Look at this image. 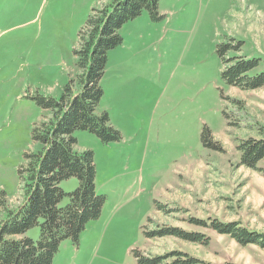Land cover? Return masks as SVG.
Returning <instances> with one entry per match:
<instances>
[{"label":"rangeland","instance_id":"1","mask_svg":"<svg viewBox=\"0 0 264 264\" xmlns=\"http://www.w3.org/2000/svg\"><path fill=\"white\" fill-rule=\"evenodd\" d=\"M110 1L0 0V197L10 207L20 202L17 170L34 148L31 128L48 115L35 98L60 97L77 72L78 31L92 8ZM158 12L152 19L143 10L124 23L121 43L107 52L97 111H107L121 139L102 143L73 132L75 149L94 154L95 192L105 201L78 244L62 240L51 264H137L133 250L264 264V249L191 220L237 221L264 232V158L260 170L248 169L237 150L264 128V87L226 84L218 53L241 41L224 57L260 59L248 75L264 70V0H158ZM204 126L220 151L202 143ZM77 186L76 177L59 182L66 193ZM160 227L202 233L207 243L146 236ZM25 236L37 240L39 227Z\"/></svg>","mask_w":264,"mask_h":264},{"label":"trees","instance_id":"2","mask_svg":"<svg viewBox=\"0 0 264 264\" xmlns=\"http://www.w3.org/2000/svg\"><path fill=\"white\" fill-rule=\"evenodd\" d=\"M143 10H147L152 19L160 17L158 0H111L92 8L78 31V47L74 50L76 74L64 85L59 98L41 95L35 98L37 105L48 111V115L44 114L33 124L30 139L34 148L24 152L23 164L17 170L21 183L19 204L10 207L3 194L0 197V264H51L62 240L70 238L78 244L86 223L99 217L105 197L95 192L94 154L89 149H75L77 140L73 132L88 131L102 143L121 139L120 131L110 123L107 111H97L103 94L100 80L108 50L122 41L119 29ZM231 42L218 47L224 64L221 77L225 83L240 90L264 87V70L248 75L259 65L260 59L224 57L226 51L239 50L242 44L233 39ZM260 131V137L240 140L237 146L239 165L261 169L257 164L264 158V128ZM201 140L205 146L221 150L206 126L202 128ZM261 171L264 173V169ZM70 177L77 178L78 186L66 193L59 187V182ZM65 197L68 202L60 206ZM191 220L219 234L229 235L242 245L253 244L264 249V232L249 230L237 221ZM33 226L39 227L37 240L25 236ZM145 234L149 238L171 236L188 242L207 243L202 233L178 227L154 228ZM133 256L137 264H217L178 250L153 257L133 250Z\"/></svg>","mask_w":264,"mask_h":264}]
</instances>
